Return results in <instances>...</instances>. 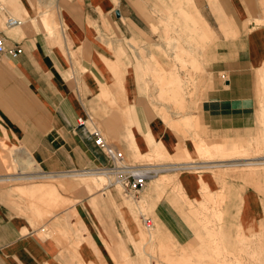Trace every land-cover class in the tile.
<instances>
[{"label":"crops","instance_id":"1","mask_svg":"<svg viewBox=\"0 0 264 264\" xmlns=\"http://www.w3.org/2000/svg\"><path fill=\"white\" fill-rule=\"evenodd\" d=\"M220 1L241 34L216 39L211 45L229 46V54L204 56L202 65L200 40L212 31L205 1L198 0L195 6L192 0L191 12L184 6L176 8L172 0L184 21L173 27L182 31V37L168 36L174 41H167V46L176 47L178 42L186 66L208 71L197 77V101L189 114L181 113L187 99L178 70L163 66L152 50L147 51L153 60L152 65L142 64L143 71L156 73L158 97L172 96V104L180 109L170 104L155 114L145 97L150 90H141V72L128 65L130 41L153 44L149 4L53 0L40 3L44 6L37 10L31 0L0 2L4 46L21 48L14 57L0 54V264H239L236 259L250 263L246 255L254 247L238 244L237 225L247 236L263 214L262 198L251 185L261 182L262 176L264 181V171L238 169L228 173L220 187L213 172L201 166L224 169L236 161L253 164L257 159H210L206 165L197 160L193 169L182 168L188 162H169L181 148L191 154L195 143L217 149L244 139L238 137L249 135L256 115L257 124L261 121L258 127L264 125V98L257 112L256 95L258 82L264 96V22L244 23L241 0ZM23 13L21 23H3L4 17ZM160 18L175 19V15L159 13ZM117 44L122 51L116 52ZM165 46L156 44L167 53ZM169 53L175 58L174 51ZM116 56L125 66L122 75L115 62L108 63L110 69L106 63ZM116 76H122L117 83ZM78 116H88L128 160L137 161L133 158L144 155L150 146L148 156H170L165 164L176 166L177 186L184 198L172 185L153 187L149 180L141 194L150 201L151 225L138 228L119 192L93 183L86 187L81 181L80 173L106 164L107 158L93 142L90 123L77 124ZM128 117L132 122L127 125ZM193 126L195 138L190 136ZM221 138L237 139L206 142ZM13 147L20 149L18 156L11 154ZM25 157L35 162L32 167L13 165L14 159ZM199 177L204 181L202 189L210 193L220 189L223 198L192 212L186 200L194 206L202 200ZM38 178L43 180H28Z\"/></svg>","mask_w":264,"mask_h":264},{"label":"rangeland","instance_id":"2","mask_svg":"<svg viewBox=\"0 0 264 264\" xmlns=\"http://www.w3.org/2000/svg\"><path fill=\"white\" fill-rule=\"evenodd\" d=\"M46 1H53V0H31L32 4H34L35 9H42L44 5H41V3H45ZM142 1V5L146 6L149 4V6L152 7V11H153V24H154V28L153 30V44L149 45L146 44V41H138L134 42L133 40L130 41L133 46H129V52L130 55L127 56V58H130V61L128 62V65H130L131 69H136L137 71L141 72L142 77H140L139 79L141 80L143 86L141 88L142 91H144V88L147 90H150L149 92L145 93V97H147V103L151 106L153 112H156L155 114H157V110L160 109L162 106H167V105H172L171 107L180 110L177 108V106L173 105V97H166V95L163 96V98L158 97V87L157 85H155V77H156V73L154 72V76L151 74H148L146 72L143 71V63L146 64H150L152 65V61L150 59V53H147V51L152 50L153 53L159 60L162 61L163 66H170V67H174V69L178 70L179 75L183 78L185 84L183 85L184 87V95L187 99L186 102V107L183 109V111L181 113H186L189 114L187 112H192L193 108H189L190 106H194L196 104L197 101V77L200 74H208L207 68L205 69L204 67H202V70L198 71L197 69H194L193 67H191L189 64V66H186V62L183 61L182 56H183V48L182 46L178 45V42H176V47L172 46L169 44V46H167V41L170 40V42L174 41L172 39H169L168 36L173 37V35H175V37H182V31H176L175 28L173 27H180V25H183V15L181 12H177L176 9L174 8L173 4H172V0H140ZM195 6H197L198 4V0H193ZM201 1V0H200ZM205 1V10L207 13V18L210 21V28H211V33H208V37L205 38L204 40H200V42L202 43V47H201V53H200V62L203 65V58L204 56L206 58L208 57H219V56H226L229 54L230 49L229 46H214L211 45V43L215 42L216 39L221 38V39H229L231 37H236V36H240L241 34V29L238 30V28L236 27V23H235V19L226 11V7L223 6L222 1L220 0H204ZM224 2H227L228 0H223ZM249 6H245L246 5V0H241L242 4L245 2L244 7V13L242 14V17L245 18V22L249 21V20H253L255 23L258 22H264V0H247ZM251 3H250V2ZM0 2L4 3L3 0H0ZM150 2V3H149ZM192 3V0H176V4L175 7L177 8L178 6H184V8L188 11L194 12L192 6L190 5ZM52 5V4H51ZM53 6V5H52ZM167 6V7H165ZM164 7V8H163ZM166 8V10H165ZM176 11V12H175ZM171 12L173 13V15H175V19H162L160 18L159 20V13H162L164 16H169L171 14ZM16 17H18L20 20L19 21H24L25 17H26V13L23 14H15ZM48 17H50L51 15L49 13H47ZM3 18V17H2ZM186 21L187 22H191L193 24V20L190 19V16H186ZM218 21H219V25H218ZM243 23V25H244ZM224 28H228L229 26H231V28H233L234 30H224ZM239 25V23H238ZM45 28V27H44ZM169 28V29H168ZM46 29V28H45ZM184 33H187V28H185V30L183 31ZM168 39V40H167ZM188 39V38H187ZM220 40V39H219ZM206 42V43H205ZM161 44L162 47L165 46L167 47L166 49L168 50L167 53L161 51L160 49H157L156 44ZM206 44V45H205ZM164 48V47H163ZM198 48V46H197ZM116 52L118 51H122L121 47L119 46V44L116 45ZM138 51V52H137ZM173 52L176 55L175 58L174 56L172 57V55L169 52ZM205 52V53H204ZM180 54V56H179ZM206 54V55H205ZM139 55L141 56L140 58ZM198 56V54H197ZM118 57L116 56L115 60H105L109 69V62H115L117 64V68L119 70V72L121 73V75L124 72V64L119 62ZM153 60V59H152ZM208 65V64H206ZM180 67V68H179ZM187 68H189L187 70ZM206 70V71H205ZM119 73V74H120ZM118 74V75H119ZM122 76H116L115 80L116 83L118 82L117 80L120 79ZM150 86H153V88ZM153 90V91H152ZM256 95H257V104H258V108H257V112L260 109L259 108V102L260 99L264 98L263 94L260 93L261 89H260V84L257 82L256 84ZM101 92V91H100ZM150 93V94H149ZM165 98V99H164ZM194 116V115H193ZM171 117H175V116H171ZM194 124H196L197 126V122H196V118L194 116ZM264 119V118H263ZM132 122V120L128 117L126 124H130ZM254 126L251 129V131L248 133L249 135L246 136H242V137H238L239 139L242 140H238L235 142H232L229 145H225L222 147H219L217 149L213 148L210 149L208 146H206L205 144L202 143H198V144H194V151L189 154L185 152L184 148H181L179 150V154L177 155V157H172L174 159H172V161L169 162H174V163H180V162H188L186 165H184L186 168L189 169H193V167L187 166L190 163L195 166V163L197 160H203L202 161V165H206L208 162H206V160H215V159H251V158H256L257 162H254V164L250 163V164H246V163H242V164H238V165H232L230 164L228 166V168H224V169H219V167H206V166H201V169H208L211 170L213 172V174L215 175L216 179L220 182V187L222 186L221 183L224 181L226 175L228 173H235V172H240L237 171L238 169L240 170H263L264 171V163L261 164V161L264 160V125H262V127H258V124L261 123V121L259 120V123L257 124V115L255 116V120H254ZM262 123L264 124V120L262 121ZM127 128V137H129V139L131 140L130 136L128 135L130 130L128 128V126H126ZM195 129H197V127L193 126L192 129L190 130L191 132V138H195ZM258 129V130H257ZM253 133H255V136H253ZM252 134V135H251ZM253 136V137H250ZM108 137V136H106ZM245 137H250V138H245ZM109 139V138H108ZM229 139H237V138H221L219 139V141H214L213 139H206L207 143L213 144V143H221L223 144L226 140ZM111 140V139H109ZM218 140V139H217ZM129 143V142H128ZM227 144V143H226ZM150 145V144H149ZM20 152V149L18 147H13L11 149V154L13 155V153H15V156H18ZM148 153H152V146H150L149 150L146 152ZM146 153H144V155H139V156H135L133 159L137 160V161H141V160H148V161H153L155 163H160V162H164V163H168L166 162L167 160H170V156L167 157H155L154 155H150L148 156ZM13 159V157H12ZM24 159V158H23ZM22 158H16L15 161L13 160V165L14 166H19L21 167H32L34 164L29 165L27 162H23ZM19 162H18V161ZM236 163V162H234ZM238 163V162H237ZM241 163V162H240ZM177 165V164H176ZM195 169V168H194ZM174 170H169L167 172H163L161 174H167V175H163V176H157V177H151L150 179H148L146 181V183L151 180L153 181V187L158 186L161 187L159 185H172V187L174 188V191L182 198H184V196L182 195V190L181 188H179L177 179H176V174L178 172ZM236 170V171H235ZM173 171V172H170ZM160 175V174H159ZM169 175V176H168ZM261 176V175H259ZM263 177V176H262ZM259 177L261 182H256L254 185H256L254 187V185L250 184L253 189L255 190V193L262 198L263 201V206H262V210H263V214H261V217L257 223V225L253 228V229H248L247 231V236L244 235V233L242 232V228L240 227V225H237V234H238V238H239V245H245V246H249V247H254L253 248V253H249L247 254V259L250 263L249 264H264V181L262 180L263 178ZM104 177L97 179L96 175H90V174H85L82 175V180L84 182V185L87 187L88 183H93L95 186H100L102 184V182L104 181ZM29 181H35V180H43L42 178H38V179H28ZM244 181V179H242ZM92 181V182H91ZM204 181L201 179V177H199V183H200V192L202 194V200L197 202V205L194 206L191 204V202L189 200H186L188 202L189 205V210L192 212H198L199 209H202L205 207V204L207 202H214L217 201L221 198H223V191L222 190H217V191H213V192H209L208 190H204L202 189L203 187L201 186V183H203ZM248 182V181H245ZM252 183V181H251ZM146 185V184H145ZM144 185V186H145ZM206 188V187H205ZM142 189H140L136 195L132 196H124L121 195V200L122 203L126 205L128 212L131 214L132 218L136 221L138 228L140 229H145L148 227H144L143 224L140 221V213H144V215H147V213H149V209H150V201L147 202L145 200V194H141ZM158 193H160V190L157 191ZM132 197V198H131ZM151 222V219H150ZM224 262V261H223ZM236 262H238L239 264L241 263V259H236Z\"/></svg>","mask_w":264,"mask_h":264},{"label":"built area","instance_id":"3","mask_svg":"<svg viewBox=\"0 0 264 264\" xmlns=\"http://www.w3.org/2000/svg\"><path fill=\"white\" fill-rule=\"evenodd\" d=\"M6 26H12L19 23L18 17L6 16L3 19ZM21 48L13 45L6 48L3 43V37L0 33V54L7 52L11 57L16 56ZM77 124L85 125L87 120L90 123L89 133L93 136L94 144L105 154L107 163L104 165L92 167L91 170L102 173L105 177L100 185L102 189L113 188L124 196H133L144 187L146 181L158 172L168 168L163 163L153 161H131L125 158L123 152L115 145L109 143L101 134L99 129L92 123L91 119L77 117ZM140 221L144 227H149L151 222L147 215L140 213Z\"/></svg>","mask_w":264,"mask_h":264},{"label":"bare ground","instance_id":"4","mask_svg":"<svg viewBox=\"0 0 264 264\" xmlns=\"http://www.w3.org/2000/svg\"><path fill=\"white\" fill-rule=\"evenodd\" d=\"M41 3V2H40ZM46 3V2H45ZM48 4V3H47ZM44 22V21H43ZM19 23H21L20 21H19ZM18 23V24H19ZM46 23V22H45ZM47 24V23H46ZM47 26V25H46ZM15 160V159H14ZM23 162H27L29 165H31V164H34L35 162L30 158V157H25L23 160H22ZM246 163V162H245ZM250 163V162H249ZM249 163H246V164H249ZM262 163H264V160L263 161H261V164ZM230 164H232V165H238V164H241L240 162H238L237 163V161H236V163H230ZM229 164V165H230ZM254 164V163H253ZM168 165V168H164V170H162L161 172H158L157 174H155L153 177L155 178V177H157V176H163V175H167V174H161V173H163V172H167V171H169V170H173V169H175L176 168V166L174 165V164H167ZM190 165V167H197V166H192L191 165V163L189 164ZM189 165H187V166H189ZM229 165H227V166H229ZM182 168H186V167H182ZM80 174H82V175H87V174H90V175H96V177H97V179H100V178H102V177H104V175L102 174V173H99V172H95V171H92V170H90V171H88V172H83V173H80ZM160 174V175H159ZM81 175V176H82ZM105 178V177H104ZM92 182V181H91ZM52 189V188H51ZM51 192H53V191H51ZM53 194V193H52ZM133 197V196H132ZM131 197V198H132Z\"/></svg>","mask_w":264,"mask_h":264}]
</instances>
